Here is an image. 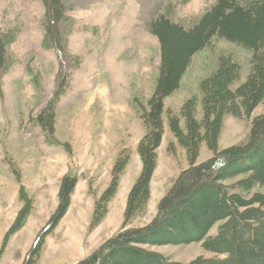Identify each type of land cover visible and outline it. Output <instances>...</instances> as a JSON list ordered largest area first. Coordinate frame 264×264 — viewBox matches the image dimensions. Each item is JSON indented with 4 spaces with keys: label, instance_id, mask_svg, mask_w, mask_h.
Segmentation results:
<instances>
[{
    "label": "rangeland",
    "instance_id": "rangeland-1",
    "mask_svg": "<svg viewBox=\"0 0 264 264\" xmlns=\"http://www.w3.org/2000/svg\"><path fill=\"white\" fill-rule=\"evenodd\" d=\"M239 1L246 6L255 0ZM59 2L61 16L53 22L46 18L44 0H0V264H77L120 230L128 193L142 166L137 145L146 128L140 114L148 110L158 77L159 45L149 24L164 16L191 27L216 0ZM223 57L238 66V79L231 88L244 82L251 51L213 36L191 57L178 88L163 99V134L155 151L150 197L144 213L126 227L148 224L160 199L188 168L185 149L170 131L169 118H177L184 130L181 108L194 99V116L201 120L199 83ZM258 116H264V99L249 115L226 114L218 149L245 142L250 122ZM121 151L128 162L115 195L100 223L89 229L94 199L107 187ZM212 156L202 142L196 164ZM66 174L77 179L70 204L57 224L44 232ZM21 189L31 209L23 226L3 245L24 205ZM237 191L247 197L264 193V183L248 193ZM221 223L216 222L206 236H215ZM35 245L39 252L32 263ZM143 248L181 263L199 256L225 257L205 250L202 241Z\"/></svg>",
    "mask_w": 264,
    "mask_h": 264
},
{
    "label": "trees",
    "instance_id": "trees-1",
    "mask_svg": "<svg viewBox=\"0 0 264 264\" xmlns=\"http://www.w3.org/2000/svg\"><path fill=\"white\" fill-rule=\"evenodd\" d=\"M44 1L47 20L56 22L61 16V3ZM149 30L157 38L160 60L156 85L147 101L148 110L140 114L146 128L137 145L141 170L128 193L120 230L77 264H264V193L253 192L247 197L237 191L248 193L254 185L264 183V116L251 120L245 142L223 149L217 147L224 116L249 115L264 99V0H255L246 6L239 0H216L191 27L158 16L150 22ZM213 36L249 49L250 71L245 81L232 89V83L238 79V66L223 57L216 69L199 83L201 120L194 116V99L186 101L181 108L184 130L177 118H169V129L185 149L189 166L179 173L160 199L157 212L148 224L126 227L135 216L144 213L150 197L155 151L163 134V99L178 88L191 57L206 47ZM2 54L0 45V61ZM39 119L43 120L41 115ZM202 142L213 156L196 164ZM127 162L128 155L121 151L113 163L107 187L94 199L89 229L105 216ZM76 180L67 174L60 179L57 207L44 232L65 214ZM20 196L24 205L6 232L3 245L9 235L23 226L31 209L23 189ZM221 220L216 235L206 236ZM196 241H202L205 250L225 257L199 256L181 263L143 248V245ZM36 245L32 263L39 252Z\"/></svg>",
    "mask_w": 264,
    "mask_h": 264
}]
</instances>
